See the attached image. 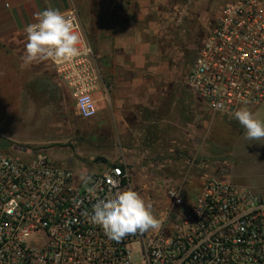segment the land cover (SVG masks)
<instances>
[{
	"label": "built area",
	"instance_id": "2783aa9c",
	"mask_svg": "<svg viewBox=\"0 0 264 264\" xmlns=\"http://www.w3.org/2000/svg\"><path fill=\"white\" fill-rule=\"evenodd\" d=\"M66 17L81 35L76 15ZM81 47L84 54L70 62L48 61L76 115L88 119L97 113L100 73L83 37ZM186 84L212 114L226 118L264 101V0L223 3ZM28 154L21 159L0 150V264H264V198L226 177L207 179L188 202L178 181L164 182L162 201L143 198L162 227L115 241L85 215L96 202L87 191L92 185L45 155ZM89 176L99 198L136 191L122 163Z\"/></svg>",
	"mask_w": 264,
	"mask_h": 264
},
{
	"label": "rangeland",
	"instance_id": "374dc122",
	"mask_svg": "<svg viewBox=\"0 0 264 264\" xmlns=\"http://www.w3.org/2000/svg\"><path fill=\"white\" fill-rule=\"evenodd\" d=\"M225 1L168 0L161 31L147 27L145 67L161 74L166 86L155 93L158 104L151 113L140 111L150 124L136 123L137 108L130 100H123L120 109L107 107L102 118L96 113L81 119L70 92L61 85H42L34 92L36 107L7 106L0 84V150H26L21 159L30 157L28 153L45 155L76 176L122 163L136 191L159 201L166 181H178L185 201H193L207 179L226 177L235 167V184L264 198V140H246L245 129L234 117L212 114L186 84ZM17 95L9 92L10 103H16ZM248 109L264 121V103ZM111 110H120V116L114 118ZM183 211L175 209L176 215Z\"/></svg>",
	"mask_w": 264,
	"mask_h": 264
},
{
	"label": "crops",
	"instance_id": "0c3cea01",
	"mask_svg": "<svg viewBox=\"0 0 264 264\" xmlns=\"http://www.w3.org/2000/svg\"><path fill=\"white\" fill-rule=\"evenodd\" d=\"M168 7V0H0V84L4 93L3 102L20 109L36 107L37 100L33 99V95L42 85L48 86V89L61 85L68 90L48 60L30 65L22 60L26 44L25 27L35 22L36 13L54 8L65 16L76 15L81 35L93 49L100 73L97 89L93 92L99 118L107 112V107L119 106L120 109L123 100H130L137 108L136 123L150 124L145 114L151 113L158 104L155 93L162 92L166 86L161 74H154L151 68L145 67V34L150 25L161 31ZM9 92L18 93L15 104L10 103ZM263 103L257 107H244L256 110ZM141 110L145 113L143 117ZM111 112L114 118L120 116V110ZM6 153L18 158L24 156L11 149ZM235 169L228 170L225 175L234 184Z\"/></svg>",
	"mask_w": 264,
	"mask_h": 264
},
{
	"label": "clouds",
	"instance_id": "9594fccd",
	"mask_svg": "<svg viewBox=\"0 0 264 264\" xmlns=\"http://www.w3.org/2000/svg\"><path fill=\"white\" fill-rule=\"evenodd\" d=\"M25 32L26 44L22 60L26 65L47 60L70 62L84 54L81 35L58 9L46 8L36 13L35 22L28 24ZM232 116L245 129L246 140H264V121L255 118L248 108L242 107L234 111ZM80 179L86 186L92 185L87 187V191L96 199L91 213L85 215L89 222L101 227L110 239L120 241L130 234H144L162 227L152 206L132 188L116 190L99 198L95 196L99 185L92 183V177L85 174ZM171 195L178 193L173 192Z\"/></svg>",
	"mask_w": 264,
	"mask_h": 264
}]
</instances>
